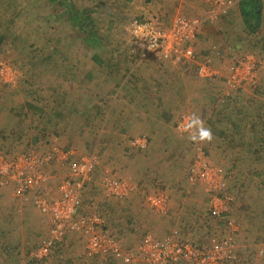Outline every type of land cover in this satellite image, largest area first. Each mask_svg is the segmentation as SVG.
<instances>
[{"label": "rangeland", "instance_id": "374dc122", "mask_svg": "<svg viewBox=\"0 0 264 264\" xmlns=\"http://www.w3.org/2000/svg\"><path fill=\"white\" fill-rule=\"evenodd\" d=\"M15 1L0 0V160L21 159L16 168L26 177L0 175V264H158L147 240L220 250L232 264H264V27L252 33L257 19L243 23L247 0H232L213 23L207 0H69L96 33L83 43L73 37L61 1ZM177 18L198 25L193 61L132 53L131 22L168 32ZM94 54L104 65H95ZM246 58L255 62L254 84L227 83L233 69L241 77ZM203 64L216 77L199 78L195 68ZM193 113L211 128V142H192L182 131L181 121ZM258 147L262 153L253 157ZM60 151L65 159L57 158ZM92 158L91 172L79 174ZM29 161L36 163L29 168ZM203 167L220 172L216 193L229 201L222 218L212 215L204 190L212 178L199 176ZM27 178L35 181L30 189ZM72 180L81 185L73 220L98 216L119 252L87 256L82 232L65 230L38 260L52 225L35 201L52 204ZM106 180L124 182L125 194L109 195ZM159 198L163 210L155 209ZM20 218L31 228L29 239L17 236Z\"/></svg>", "mask_w": 264, "mask_h": 264}, {"label": "built area", "instance_id": "2783aa9c", "mask_svg": "<svg viewBox=\"0 0 264 264\" xmlns=\"http://www.w3.org/2000/svg\"><path fill=\"white\" fill-rule=\"evenodd\" d=\"M211 5L210 11V22H215L218 17L225 15L228 9L232 5V0H207ZM198 31V25L196 22L187 20L184 18H177L173 21L172 27L168 32L158 30L152 27L151 23L133 21L130 24V32L134 38V48H132V53H136L139 57L149 58V57H160L156 60L167 61L171 58L176 59V61H193L195 59V53L190 44L195 39L196 33ZM184 45V46H182ZM236 60V59H232ZM173 61V60H172ZM237 61V60H236ZM243 74L237 76L236 70L233 69V75L227 83L231 85H237L242 83L254 84V76L251 70L254 69L255 62L246 58L241 61ZM262 66V65H260ZM196 73L201 79H212L216 77L215 73L209 69L208 65H198L196 67ZM184 124L185 120L181 121ZM136 145L143 147L144 141L136 140ZM59 154L58 159H65L63 152H57ZM24 159V158H22ZM21 159L12 163H4L0 160V175L10 177L15 179V177H26V175L17 170L18 163H21ZM95 158L83 161L78 166V172L81 175L90 173L95 164ZM30 166L34 165L35 161H29ZM15 167V168H13ZM193 167H196L194 164ZM193 172L191 180H196L197 176L195 169L192 168ZM190 171V172H191ZM199 176L203 178L211 179L212 182L206 184L204 188L205 193L210 195L211 203L214 207L212 208V215L214 218H222L224 214L227 213V201L226 198L219 196L216 193L218 182V175L220 172L218 170H211V168L203 167L202 170L198 171ZM215 177V179H214ZM35 178V177H34ZM36 183L39 178H35ZM201 184V181L198 180ZM34 180L27 178L25 180L26 188L30 189V185L34 184ZM105 191L114 197L121 198L126 191V184L124 182H119L115 180H106L103 184ZM81 185L76 181H68L61 184L59 192L60 198L53 202L52 204H44L41 201H35L36 207L44 214H48L50 217L52 229L51 235L48 240L42 243L41 250L38 251L36 255L38 260L45 259L50 255L56 243H58L64 233V231H78L82 232L85 241V250L87 256H105V255H115L119 252V248L116 242L105 232L103 227V221L95 215L80 218L74 221L76 211L75 195L76 192L80 191ZM158 202H161L162 207H156L155 209L163 210L165 206V200L159 198ZM221 207H216L215 205ZM233 223L229 222L228 226L232 228ZM147 240L145 243V249H149L155 262L158 264H168V263H178L185 260H192L196 264H232L231 257L227 253L220 250L215 252H201L196 248L192 247L190 244L176 243L174 241H166L160 245L153 244ZM231 241L227 240L224 246L230 248ZM147 253V252H146ZM132 254V253H130Z\"/></svg>", "mask_w": 264, "mask_h": 264}, {"label": "trees", "instance_id": "16d2710c", "mask_svg": "<svg viewBox=\"0 0 264 264\" xmlns=\"http://www.w3.org/2000/svg\"><path fill=\"white\" fill-rule=\"evenodd\" d=\"M10 1H14L13 3L17 2L15 0H10ZM53 1L54 2L55 1H57V2L61 1L63 3L64 10H66L65 11L66 12L65 13L66 21H67L68 24H71V26H72V31H73V37L74 38L81 39L80 41L82 43L83 42H92V41H94L96 39V33L94 32L93 27L90 24L91 21H89V17L83 16L81 18V15H80L81 13L79 14V13L74 12L73 10H71L69 0H49L48 3H52ZM240 7H241L240 8V15H241V18L243 19V23L244 24L247 21V18H249V17H253L254 19H257V22H258L259 16L261 15L262 10H263V6H262V3H260V0H259V2H258V0H255V2H252V0H247L246 3L243 4V5L241 4ZM257 29H258L257 26L254 25L251 28L252 33L255 32ZM2 41H3V38L0 37V44H1ZM52 53L54 54V50L52 51ZM51 57L52 56H50V58H49L50 61H51ZM60 59H61V56H60ZM61 61H62V59H61ZM92 61L95 63V65L97 67H101L102 65H104L103 62L95 54L92 55ZM108 64L109 63H107V65ZM110 66L111 65L109 64V67ZM74 71L75 70L69 71L71 73L70 76L74 75ZM258 111L260 112V109ZM250 130H255V126L254 125L251 126ZM226 138H228V136H226ZM254 142L255 143L256 142L260 143V139L259 138H257V139L254 138ZM260 150H261V147H258L256 151H253L251 153L252 156L255 157L258 154L262 153ZM261 158L262 157H260V159Z\"/></svg>", "mask_w": 264, "mask_h": 264}, {"label": "clouds", "instance_id": "9594fccd", "mask_svg": "<svg viewBox=\"0 0 264 264\" xmlns=\"http://www.w3.org/2000/svg\"><path fill=\"white\" fill-rule=\"evenodd\" d=\"M182 131L189 134L188 139L192 142H211L213 139L211 128L207 127L202 116L196 113L185 118Z\"/></svg>", "mask_w": 264, "mask_h": 264}, {"label": "crops", "instance_id": "0c3cea01", "mask_svg": "<svg viewBox=\"0 0 264 264\" xmlns=\"http://www.w3.org/2000/svg\"><path fill=\"white\" fill-rule=\"evenodd\" d=\"M242 2H240V3H238V4H241ZM263 7H264V5H263ZM263 16V19L261 18ZM261 17H259V20H258V22H257V20H256V26H257V28L258 27H260V28H263L264 27V10H263V15H261ZM198 36V35H197ZM261 75V74H260ZM260 75H258V77H257V80L259 81L260 79H262L261 77H260ZM246 90H249V89H246ZM246 95V94H245ZM158 106V105H157ZM163 106V105H162ZM164 107V106H163ZM156 108H158V109H160V107L158 106V107H156ZM51 114H52V112H51ZM68 115V114H67ZM69 117V116H68ZM68 117H67V119H68ZM156 117H158V115L156 116ZM63 120V119H62ZM85 123V122H84ZM55 125V124H54ZM62 125V129H63V127L65 128L66 126H65V124L64 123H62L61 124ZM66 131H67V128H66ZM219 134V133H218ZM221 136V135H220ZM224 139L226 138V136H222ZM117 140V139H116ZM118 141V140H117ZM50 174V173H49ZM51 175V174H50ZM53 178V177H52ZM48 179V182L50 183V187H54L55 188V180L54 179ZM25 222L23 221V219L22 218H20V220H19V223H18V225H17V229H16V231L18 232L17 233V236L18 237H20V238H28L29 239V237H30V235H29V231H31V228L27 225V226H25Z\"/></svg>", "mask_w": 264, "mask_h": 264}]
</instances>
